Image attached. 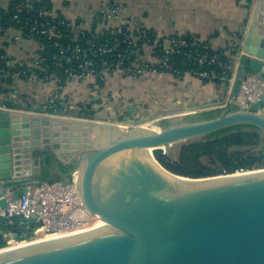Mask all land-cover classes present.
<instances>
[{"label":"water","instance_id":"1","mask_svg":"<svg viewBox=\"0 0 264 264\" xmlns=\"http://www.w3.org/2000/svg\"><path fill=\"white\" fill-rule=\"evenodd\" d=\"M242 38L246 42L237 50L247 66L242 74L257 72L264 81V28L255 24ZM262 105L264 96L249 109L235 104L237 109L215 118L190 120L211 109L206 106L177 122L164 121L154 132L85 119L66 122L40 110L0 106V208L10 196L22 195L24 187L9 193L11 184L24 183L22 169L30 170L31 164L39 174L41 153L57 157L61 150H76L77 166L66 177L76 175L85 207L109 225L76 238L1 249L0 264H264V174L213 182L264 169L188 179L167 171L154 153L159 169L126 162L129 152L149 148L172 156L175 145L206 140L238 125L259 131L264 145ZM172 114L159 113L138 124ZM8 226L17 233V224Z\"/></svg>","mask_w":264,"mask_h":264},{"label":"crops","instance_id":"2","mask_svg":"<svg viewBox=\"0 0 264 264\" xmlns=\"http://www.w3.org/2000/svg\"><path fill=\"white\" fill-rule=\"evenodd\" d=\"M11 1L0 0V10L6 11ZM24 1L32 3L41 0ZM46 1L50 2L56 16L80 25L86 31L97 27L103 30V10L111 5L118 6L121 16L132 18L154 31L159 40L166 41L172 36L184 37V40L191 37L195 41L206 42L215 50L226 49V56L234 62V81L222 84L204 83L189 72L182 76L172 73L140 77L112 75L106 79L105 88L98 92L100 112H103V106L111 101L116 104L121 102L119 110L132 111L145 104H153L159 113L174 112L183 116L200 112V108L206 106L214 110L240 103L248 104L250 108L252 104H260L264 96L263 79L257 72L248 74L247 77L242 74L247 66L241 65V60L237 53H233L234 47L231 45L232 41L244 45L246 40L242 36L253 25L264 28V0ZM42 50L43 46L39 40L24 38L18 29L11 28L5 32L0 30V51L7 56L9 63L17 68H33ZM153 50V47L144 46L145 60L154 62ZM240 80L241 85L238 84ZM92 84L94 81L90 79L74 80L61 89L55 82L21 75L11 79L10 85L0 86V106L19 112L33 113L40 110L46 112L43 116L62 118L66 122L84 120L74 116L72 111L76 102L90 100ZM263 108L264 105L260 110ZM59 111L64 112L63 117L57 116ZM98 118L103 119L101 116ZM75 151L61 150V155L57 157L47 156L46 152L41 153L39 174L34 173L35 166L31 164L30 170L22 169L20 172L25 174L24 183L11 184L9 193L19 191L22 187L35 193L41 187L71 182L73 177L67 178L66 175L71 174L77 166ZM4 237L9 246L14 242L20 243L13 232L6 233Z\"/></svg>","mask_w":264,"mask_h":264},{"label":"built area","instance_id":"3","mask_svg":"<svg viewBox=\"0 0 264 264\" xmlns=\"http://www.w3.org/2000/svg\"><path fill=\"white\" fill-rule=\"evenodd\" d=\"M12 5L13 2H10L9 8ZM12 8L14 12L13 17L6 20L3 24L0 17V30L5 32L8 29L15 28L27 39H36V35L47 36L49 40L57 39L51 45L58 49L53 60L56 62L58 69L65 70L64 76L66 80L64 83L62 77L50 70L47 59L41 54L33 68L11 72L5 67V64L9 63L7 56L0 52V86L5 85L6 80L8 81L9 78L14 79L21 75L55 82L63 89L67 83L74 80L90 79L96 82L98 79L106 80L108 77L116 74L140 77L172 73L171 71L159 72L153 64L159 63L161 67H167L170 56L175 52V49L185 43L183 40H174L171 37L167 38L164 54L161 56L157 55L160 57L159 59L157 56H154L153 50L154 62L149 61V63H152V65H149L145 63L148 61L144 60V46H139L140 41L148 40V29L132 18L121 16V9L118 6L111 5L103 10L102 19L105 22V28L100 30L97 27L94 29V34L95 37L108 36L105 37L106 41L102 38V42L93 38L89 43L91 45L89 48L83 47L81 43L84 36L83 33L86 30H83L80 25L71 22H69L70 24H66L53 13V10L45 7L39 12L40 16L50 18L49 21L29 24V22H24L20 17V14L27 8L25 5L21 3L15 4ZM62 25L71 26L73 36L69 37L63 34L61 29H59V26ZM124 44H128L127 48L124 46L122 49V45ZM237 44L232 41L231 45L235 47ZM42 46L44 48V44ZM237 47H240V43ZM68 52H72V54ZM87 52H91L92 56H88ZM177 52L184 53L185 56L189 57L190 61L197 63L200 67H203L206 63H217L222 66L217 56L210 58L206 54L194 55L191 52H182L179 49H177ZM105 55H109L110 60L104 58ZM75 62L78 63L77 69L79 71L75 67L67 65ZM97 63L101 65L100 69H97ZM189 73L194 74L195 77L201 80L209 79L223 83L234 81V73L231 77L218 75L214 71H195ZM238 104L249 109L248 104ZM32 215H36V219L34 220L36 229L33 231V234L45 233L49 235L47 238H55L84 230L91 225L95 218L94 214L87 210L82 201L76 186V175L67 184L59 182L48 185L41 187L35 193L27 191L26 187H24L20 198L16 199L10 196L7 199L6 207L4 209L0 208V220L10 226L16 225L15 220L17 218H22L28 222L31 220ZM16 243L18 242H14V244ZM22 244L26 243H20L18 246Z\"/></svg>","mask_w":264,"mask_h":264},{"label":"trees","instance_id":"4","mask_svg":"<svg viewBox=\"0 0 264 264\" xmlns=\"http://www.w3.org/2000/svg\"><path fill=\"white\" fill-rule=\"evenodd\" d=\"M13 5L23 4L27 8L20 14V17L24 22H47L50 18L40 16L39 12L42 8H48L52 10L50 2L46 0L33 1L32 3H26L24 0H12ZM12 5V6H13ZM12 6L6 12L0 10L1 23L3 24L6 20L13 17L14 12L12 11ZM58 18L64 21L66 24H70L68 20H65L63 17ZM61 32L66 36H73V31L71 26H59ZM94 31L88 32L85 31L82 37L81 43L83 47H91L89 44L90 41L95 38L97 41H106L105 37L97 36L95 37ZM42 44L44 48L41 51V55L47 59L49 68L51 71L56 72L60 77L63 78L64 83L66 77L64 76L65 70L58 69L56 62L53 60L54 55L58 52L57 48H54L52 43L57 39L49 40L47 36H38L35 37ZM103 38V39H102ZM172 39L183 40L185 43L178 46L175 49V52L170 56V60L167 63V67H161V64H153L154 67L159 72L171 71L177 76H182L188 72L195 71H214L218 75H226L231 77L234 73V62L230 60L225 54L226 49L215 50L206 42H198L192 39L191 37L188 40H184V37L172 36ZM165 40H159L154 31L148 29V40L140 41L139 46H149L154 48V56H161L164 54ZM128 44L122 45V49L125 46L127 48ZM238 45V44H237ZM237 45L234 47L233 53H237ZM144 49V48H143ZM177 49L182 52H191L194 55L206 54L210 58L217 56L218 61L222 63L220 66L217 63H206L203 67H200L197 63H194L189 60V57L185 56L184 53L177 52ZM1 52V51H0ZM72 54V52H68ZM88 56H92L91 52H87ZM157 56V57H158ZM104 58L110 60L109 55H105ZM160 59V57H158ZM145 60V59H144ZM147 61V60H146ZM146 64L152 65V63L145 62ZM77 62L72 64H67L68 66L77 68ZM6 69H9L11 72H18L23 70L24 67L17 68L16 65L10 63L5 64ZM97 69L101 68V65L97 63ZM79 71V70H78ZM192 74V73H191ZM194 75V74H193ZM105 81L103 79H98L94 84L91 85V97L88 101H79L74 104V110L72 111L73 115L78 118L83 119H95L99 116L97 114L100 112V104L97 101L99 96L100 89L105 88ZM204 83H219L221 81L203 79ZM4 86H8L11 83V78L6 80ZM113 104V102H107V104ZM120 104V103H119ZM103 106V105H102ZM237 109L236 106H228L226 109H215L205 111L201 114V119H211L217 116H220L224 113H228ZM103 118V117H102ZM195 120V119H194ZM251 126L238 125L231 128H226L224 130L213 133L208 139L200 140L191 143L181 144L177 156H171L165 154L162 150H156L154 152L155 158L157 161L169 172L172 174L188 178V179H207L224 175H232L236 173H244L250 171H258L264 169V145L263 137L257 130H252ZM17 233H15L18 241L24 242L28 241L32 236L33 231L36 229V224L34 221L29 220L26 222L22 218H17ZM12 232L9 226L0 221V250L9 247L8 241L5 240L4 234Z\"/></svg>","mask_w":264,"mask_h":264},{"label":"rangeland","instance_id":"5","mask_svg":"<svg viewBox=\"0 0 264 264\" xmlns=\"http://www.w3.org/2000/svg\"><path fill=\"white\" fill-rule=\"evenodd\" d=\"M119 103H121V102H119ZM119 103L118 104H116V103L105 104L103 106L104 108L102 109L103 112H99L97 114V116H101V117H103V119L97 117L95 119H89V120L97 121L99 123H101V122L117 123L118 125H121V126L127 128L128 130H130L131 128H133L135 126H138V127L144 128V129L157 131L160 129V127H162V125H163L162 123L164 121L174 123V122L179 121L180 118H182L179 115L173 114L172 116H167V117H162V118L159 117V118L153 119L149 122H146L145 124H138L139 122L143 121L144 119H147V118H150L154 115L159 114V111L157 112L155 109V105H153V104L146 105L145 104V105L141 106V108H138L136 110L133 109L132 111H129V110H125V109L119 110V108H121L119 106ZM212 109H209V110H212ZM222 109H226V108H222ZM202 112H205V111H202ZM114 114H117V115H114ZM200 117H201V113L198 116L190 118V120L191 119L199 120ZM185 121H187V119ZM180 145L181 144L174 146L172 156H177ZM33 233H32V236L29 238L28 241H24L25 243H28V242L34 241V240H38V239L47 238L49 236L45 233H39L38 235L33 234ZM24 242H21V243H24ZM18 244H20V243H16L14 245L16 246ZM14 245H11V247Z\"/></svg>","mask_w":264,"mask_h":264},{"label":"bare ground","instance_id":"6","mask_svg":"<svg viewBox=\"0 0 264 264\" xmlns=\"http://www.w3.org/2000/svg\"><path fill=\"white\" fill-rule=\"evenodd\" d=\"M153 132H154V130H153ZM154 151H155V149L149 148V149H143V150L129 152L126 162H132L135 164H141V165H145V166H148L151 168L159 169V165L157 164L156 159L154 158V155H153ZM259 174H264V173L254 172V173H247V174H238V175L233 176V177H222L221 179L213 180V182L214 181H226V180L243 178V177L259 175ZM94 216H95V218H94L93 222L91 223V225L84 230L76 231V232L69 233V234L62 235V236H58L55 238H43V239L34 240L33 242H31V244H25L23 246H18V245L12 246L13 248H9L7 251L8 252L15 251V250H18L20 248H24V247L29 246V245L44 244V243H48V242H52V241H56V240L76 238L79 236H84V235H88L91 233L100 232L102 230H106L109 227V225L102 218H100V216H98V215H94Z\"/></svg>","mask_w":264,"mask_h":264}]
</instances>
